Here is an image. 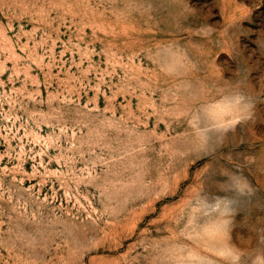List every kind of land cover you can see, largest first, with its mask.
Segmentation results:
<instances>
[{"label": "rangeland", "instance_id": "rangeland-1", "mask_svg": "<svg viewBox=\"0 0 264 264\" xmlns=\"http://www.w3.org/2000/svg\"><path fill=\"white\" fill-rule=\"evenodd\" d=\"M182 52L177 70L163 49ZM248 117L205 152L191 115ZM208 167V171L205 172ZM238 198L230 242L264 253V0H0V264H227L193 196Z\"/></svg>", "mask_w": 264, "mask_h": 264}, {"label": "clouds", "instance_id": "clouds-1", "mask_svg": "<svg viewBox=\"0 0 264 264\" xmlns=\"http://www.w3.org/2000/svg\"><path fill=\"white\" fill-rule=\"evenodd\" d=\"M163 52L173 67L177 70L184 69L186 61L182 52L172 46H166ZM249 110L250 102L245 93L240 90L233 92L223 103L215 101L204 105L190 118L194 139L203 146L205 152L213 151V135L215 134L216 144L221 143L229 130L247 119ZM207 171L208 167L205 172ZM221 175L226 177V180L218 182L221 189L233 195L210 199L203 192L202 187L198 188L193 196L190 220L198 219L199 216L208 213H215V217L203 226L202 231L205 235L211 234L213 239L224 242L223 246L217 250V254L225 259L227 264H241L244 251L230 242L232 218L238 198L252 195L254 188L242 173L222 169ZM252 264H264V253L257 254Z\"/></svg>", "mask_w": 264, "mask_h": 264}]
</instances>
